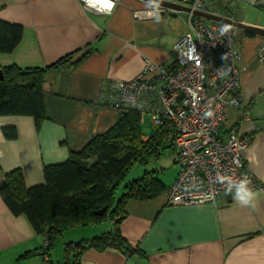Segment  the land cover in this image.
Segmentation results:
<instances>
[{"label": "crops", "instance_id": "0c3cea01", "mask_svg": "<svg viewBox=\"0 0 264 264\" xmlns=\"http://www.w3.org/2000/svg\"><path fill=\"white\" fill-rule=\"evenodd\" d=\"M144 6L141 0H119L103 15L85 9L79 0H0V20L23 27L18 45L0 53V67H46L70 52L91 48L78 68L45 72L48 119L39 129L29 116H0V180L3 173L20 168L27 187L42 183L44 165L65 161L70 150H80L117 121L119 112L101 98L104 82L133 78L144 56L156 63L170 60L172 44L187 31L177 21L169 27L168 19L178 13L160 16L159 23L134 18L131 7ZM261 39L239 43L241 105L226 109L223 128L236 126L251 135L242 159L264 186V63L255 56ZM4 126H13L16 138L6 139ZM178 171L161 195L126 205L120 232L139 253L87 249L80 264H264V191L253 189L254 211L226 194L214 203L169 205L166 190ZM110 228L86 226L78 238L90 239ZM42 244V235L24 216L13 215L0 197V264H44L36 255L20 258Z\"/></svg>", "mask_w": 264, "mask_h": 264}, {"label": "trees", "instance_id": "16d2710c", "mask_svg": "<svg viewBox=\"0 0 264 264\" xmlns=\"http://www.w3.org/2000/svg\"><path fill=\"white\" fill-rule=\"evenodd\" d=\"M209 1L224 15L240 20L237 11L231 7L238 0ZM239 33L238 45L242 35L255 36L243 30ZM22 35L21 25L0 20V53L11 52ZM90 53L91 48L87 46L46 67H0V116H29L39 129L48 119L43 87L45 72L48 69H76ZM115 109L119 117L114 124L91 136L80 150H70L65 161L43 166L42 183L27 187L20 168L3 173L0 180L2 201L13 215L24 216L34 232L42 235L43 242L47 243L46 248L41 246L25 252L20 258L39 255L44 264H51L49 251L55 238L64 230L100 225L106 221L111 223V230L76 243H65L62 264H80L87 249L103 251L113 247L123 252L139 253L120 232V223L127 215L126 205L131 200L153 199L161 195L166 186L156 171H145L141 177L126 183L117 199L116 189L134 166L158 157L160 150L168 145L166 135L169 129L168 126H153L151 133L146 135L137 108ZM1 132L6 139L16 138L13 126H4ZM103 207H106L105 212L96 214ZM44 255L48 257L45 260Z\"/></svg>", "mask_w": 264, "mask_h": 264}, {"label": "built area", "instance_id": "2783aa9c", "mask_svg": "<svg viewBox=\"0 0 264 264\" xmlns=\"http://www.w3.org/2000/svg\"><path fill=\"white\" fill-rule=\"evenodd\" d=\"M79 1L85 9L103 15L114 9L102 10L94 6L96 0ZM164 1L236 20L224 15L209 0ZM244 1L264 7V0ZM114 2L116 5L119 0ZM149 11L146 6L131 7L132 16L138 19L152 18ZM170 12L160 6V16ZM221 27L228 30L221 34ZM240 30L229 23L188 13V31L173 44V60L156 63L144 56L142 67L133 78L104 82L101 98L106 104L137 108L141 120L149 115L153 126H168L166 141L176 152L180 165L166 190L169 205L214 203L225 194L227 183L217 181L218 173L233 180L246 176L252 190L264 191L242 159L250 136L242 134L236 126L223 128L226 109L241 105L238 92L244 67L237 41ZM255 56L264 63V38L256 46ZM207 111L212 115L205 116ZM46 245L43 242V248Z\"/></svg>", "mask_w": 264, "mask_h": 264}, {"label": "rangeland", "instance_id": "374dc122", "mask_svg": "<svg viewBox=\"0 0 264 264\" xmlns=\"http://www.w3.org/2000/svg\"><path fill=\"white\" fill-rule=\"evenodd\" d=\"M231 7L233 8L234 11H237V17L238 19H240V21H243L248 24L264 26V7H258L252 5L244 0H238L237 4H234ZM186 15L188 16L187 13H178L176 17L169 18L168 19L170 20L169 27H173L172 23L177 21L179 22V26L185 28L184 31H188V20L186 18ZM174 25H177V23H174ZM255 36L249 38L242 35V38L239 39L241 41L240 43L244 44L247 41L254 42L256 38L257 40L260 38L257 35ZM171 46L169 45V48H171ZM170 60H173V53L171 55ZM150 120L151 117L149 115H144L141 126L143 132L146 135L151 133V131L154 129ZM176 159H177V155L174 149L171 146L166 145L164 148L160 150V154L158 155V157L154 159L150 158L148 162L144 165L134 166L128 172L126 178L119 184L118 188L116 189V194H115L116 199L121 195V192L123 191V186L126 183L132 181L133 179L141 177L145 171H156L157 177L166 185V183L169 182V177L171 175L173 176L175 174V171L177 172V169H179L180 167ZM110 225L111 223L109 221H106L103 224L94 225V227L98 226L100 228H104V227L109 228ZM83 228L84 227L68 228L55 238L53 247L49 251L51 264H62L63 254H64V244L69 241H73L74 243L80 241L81 238L78 237H80L79 235H81L83 231H79V230H84ZM36 258H38L41 262L43 261L41 259V256L39 255H36Z\"/></svg>", "mask_w": 264, "mask_h": 264}, {"label": "clouds", "instance_id": "9594fccd", "mask_svg": "<svg viewBox=\"0 0 264 264\" xmlns=\"http://www.w3.org/2000/svg\"><path fill=\"white\" fill-rule=\"evenodd\" d=\"M89 0H86V3ZM94 6H98L102 10H106L107 12H111V10L115 7L114 0H96ZM146 8L150 9L148 15L154 18L155 22H160V6L161 0H146L145 2ZM228 29L227 27H221L220 31L221 34L226 32ZM225 58V57H224ZM205 116H211V111H207L204 113ZM217 181L224 184L226 183L225 194L226 195H233V199L242 207H249L253 211L256 208V193L252 190L250 185V180L244 176L238 180H233L230 177H225L217 174ZM234 189V191H233Z\"/></svg>", "mask_w": 264, "mask_h": 264}, {"label": "water", "instance_id": "95a60500", "mask_svg": "<svg viewBox=\"0 0 264 264\" xmlns=\"http://www.w3.org/2000/svg\"><path fill=\"white\" fill-rule=\"evenodd\" d=\"M142 1L146 2V0H142ZM161 7H165L167 9H169L171 11L170 12L171 16H176L177 13H187V14L192 13L193 15L201 16V17L209 19V20L229 23V24L234 25L243 31H246V32H249L253 35H257L261 38H264V27H262V26L244 23V22H241L238 20H233V19L226 18L223 16L207 13V12L202 11V10H195V9L192 10L188 6H184L181 4H177V3H173V2H169V1H164V0H161ZM0 77H1V72H0ZM105 210H106V207H103V208L97 210L96 214L101 215L102 213L105 212Z\"/></svg>", "mask_w": 264, "mask_h": 264}, {"label": "bare ground", "instance_id": "6f19581e", "mask_svg": "<svg viewBox=\"0 0 264 264\" xmlns=\"http://www.w3.org/2000/svg\"><path fill=\"white\" fill-rule=\"evenodd\" d=\"M93 1V0H92Z\"/></svg>", "mask_w": 264, "mask_h": 264}]
</instances>
